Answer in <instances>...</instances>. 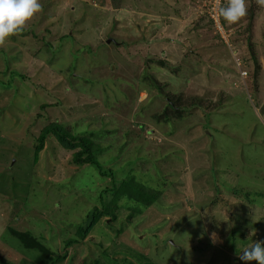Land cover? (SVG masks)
Returning <instances> with one entry per match:
<instances>
[{
	"label": "rangeland",
	"instance_id": "obj_1",
	"mask_svg": "<svg viewBox=\"0 0 264 264\" xmlns=\"http://www.w3.org/2000/svg\"><path fill=\"white\" fill-rule=\"evenodd\" d=\"M41 3L0 48V264H246L264 241V7L217 11L218 29L215 0ZM51 124L106 174L51 135L33 162ZM101 203L113 217L79 240Z\"/></svg>",
	"mask_w": 264,
	"mask_h": 264
},
{
	"label": "clouds",
	"instance_id": "obj_2",
	"mask_svg": "<svg viewBox=\"0 0 264 264\" xmlns=\"http://www.w3.org/2000/svg\"><path fill=\"white\" fill-rule=\"evenodd\" d=\"M264 7V0H256ZM219 17L229 25L240 23L248 12V0H215ZM43 12L41 0H0V48H6L9 38L21 34L38 14ZM239 259L249 264H264V241L254 242L240 254Z\"/></svg>",
	"mask_w": 264,
	"mask_h": 264
},
{
	"label": "trees",
	"instance_id": "obj_3",
	"mask_svg": "<svg viewBox=\"0 0 264 264\" xmlns=\"http://www.w3.org/2000/svg\"><path fill=\"white\" fill-rule=\"evenodd\" d=\"M169 108H173L169 105ZM174 109V108H173ZM48 135H51L55 138L56 142L59 146L66 150H74L78 148L77 151L72 152L71 154V163L74 164L76 167L82 165H91L97 171L98 174L105 175L106 172L101 169L99 164L93 157L94 150H92L91 145L85 138L75 137L73 135L68 134L65 132L60 126L55 124H51L44 129L41 130L37 138L35 139L34 144V153H33V162L37 160L38 151L41 150L44 144V140ZM123 186H129L134 191H137L139 195H143L142 187H138V185L134 184L131 180L123 181ZM145 197L147 199H156L155 194L146 192ZM129 198V197H128ZM148 203V201H146ZM145 205V204H144ZM147 205V204H146ZM113 217L112 214L106 211L104 204L101 203V208H93L84 218L83 223L78 227L77 236L78 239H83L85 235L89 232V230L94 226V224L102 217V216H109ZM10 234L15 237L20 244L27 250H40L39 245L35 242L34 238H31L30 234L27 232H17L10 229ZM76 240L71 239L67 240L64 243V247H69L70 245L74 244ZM45 260L42 257H38L37 262L39 264H48L43 263Z\"/></svg>",
	"mask_w": 264,
	"mask_h": 264
},
{
	"label": "built area",
	"instance_id": "obj_4",
	"mask_svg": "<svg viewBox=\"0 0 264 264\" xmlns=\"http://www.w3.org/2000/svg\"><path fill=\"white\" fill-rule=\"evenodd\" d=\"M212 11H213L212 13H214V14L211 13L212 14L211 19L214 21L213 23H214L215 28L219 29L220 26L218 25V21H217V9H216V7L213 6Z\"/></svg>",
	"mask_w": 264,
	"mask_h": 264
}]
</instances>
